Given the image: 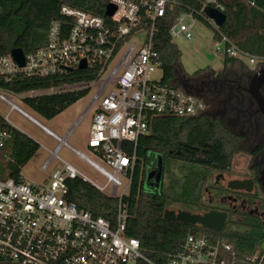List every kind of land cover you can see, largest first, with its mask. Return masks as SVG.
Instances as JSON below:
<instances>
[{"label": "built area", "instance_id": "1", "mask_svg": "<svg viewBox=\"0 0 264 264\" xmlns=\"http://www.w3.org/2000/svg\"><path fill=\"white\" fill-rule=\"evenodd\" d=\"M189 1L202 8L196 9ZM109 4L116 7L112 17L62 6L65 24H51L46 46L25 54L24 67L11 53L0 55V104L9 109L6 116L0 114V153L11 139V130H18L10 121V115L17 113L57 142L50 150L36 141L50 154L42 171H49L56 161L63 165L42 183L29 182L22 174L18 180L0 179V264H157L148 258L139 239L127 235L130 214L126 198L131 194L138 160L126 145L136 148L140 138L150 133V118H198L208 109L202 97L163 83V61L155 49L162 22L170 27L173 38L192 41L194 25L185 21H204L215 29L216 55L232 59L253 73L264 68V56L242 49L206 14L208 8L226 14L227 7L220 0H110ZM84 60L85 70L98 71L96 81L20 95L5 88L16 79H48L82 71ZM160 71L163 76L158 80L155 74ZM93 84H98V91L74 126L94 113L88 153L70 144L73 129L61 137L13 99L91 89ZM3 123L11 129H1ZM64 148L104 183L62 159ZM76 179L120 200L113 222L95 217L67 199L68 182ZM166 257L167 264H263L264 254H239L234 244L200 233L188 235L180 250Z\"/></svg>", "mask_w": 264, "mask_h": 264}, {"label": "trees", "instance_id": "2", "mask_svg": "<svg viewBox=\"0 0 264 264\" xmlns=\"http://www.w3.org/2000/svg\"><path fill=\"white\" fill-rule=\"evenodd\" d=\"M225 3L227 22L222 32L237 40L242 30L253 29L254 21H262L264 31V0H220ZM110 0H0V55L22 49L26 55L37 52L47 44L51 24L66 17L61 15L64 5L85 11L91 15L106 17ZM251 3H254L253 6ZM196 9L202 5L189 1ZM238 41V40H237ZM238 45L257 56H264V35ZM155 49L163 61L165 85L175 79L177 50L173 36L166 22L159 25ZM226 63H234L226 59ZM98 78L97 70L69 72L53 78L16 79L5 88L16 95L31 91L48 90L81 83H91ZM90 92V88L48 94L23 99L32 112L45 120H53L75 105ZM150 133L140 138L137 147L126 145L129 152L137 155V168L133 178L131 194L126 198L129 204L130 220L127 235L140 240L148 258L157 264H167V255L176 253L190 234L206 233L224 238L235 245L239 254H254L260 240L252 236H233L223 232L208 233L200 226L186 225L165 219V211L173 205L190 208L200 203L208 185L211 172L226 169L240 152L239 138L230 133L222 122L184 119L178 117L150 118ZM1 129H11L1 124ZM7 147L0 153V179L21 176L24 167L37 155L39 144L19 130L12 129ZM200 143V144H199ZM202 147L209 162L199 165L187 148ZM156 155L163 162V181L160 191L147 192L144 180L149 158L151 169ZM67 199L81 210L91 212L95 217L114 221L120 200L111 198L81 179L68 182ZM223 239V240H224Z\"/></svg>", "mask_w": 264, "mask_h": 264}, {"label": "flooded vegetation", "instance_id": "3", "mask_svg": "<svg viewBox=\"0 0 264 264\" xmlns=\"http://www.w3.org/2000/svg\"><path fill=\"white\" fill-rule=\"evenodd\" d=\"M251 74L242 65L216 76L199 73L177 83L207 103V111L198 119L222 122L239 138L240 148L226 169L210 173L202 201L178 212L202 217L209 213L224 214L226 222L222 231L204 229L208 233L257 238L261 242L256 252L264 254V111L251 93ZM210 93L215 94L214 99ZM261 93L264 97V84ZM187 151L197 164H208V155L202 147H189Z\"/></svg>", "mask_w": 264, "mask_h": 264}, {"label": "rangeland", "instance_id": "4", "mask_svg": "<svg viewBox=\"0 0 264 264\" xmlns=\"http://www.w3.org/2000/svg\"><path fill=\"white\" fill-rule=\"evenodd\" d=\"M185 23L187 25H194L195 37L192 41H187L181 37L173 38V44L176 46L177 50V67H179L180 70L176 75L177 79L175 84H177L181 79H183V76L192 77L199 73H202V75L210 74V69L219 72L218 70L224 67V59L216 55L215 53V29L199 19L191 20L188 18ZM241 66L242 64L238 63L235 69H239ZM162 76V71L155 74V77L158 80H160ZM97 91L98 84H93L89 94L85 98H83L75 105L71 106L53 121L45 120L39 117L34 112H32L23 103L24 97H11H13L14 102L16 104L23 107L30 113L36 115V118L41 123H43L46 127L59 134L61 137H64L68 134L70 130L73 129L72 137L69 140L70 144L78 150L84 153H88L87 141L94 113H88L84 120L77 127L74 128V126L79 117L86 111V109L90 105ZM210 97L214 99L215 94L210 93ZM0 114L6 116L7 114H9V109L5 105L0 104ZM10 121L18 128L19 131L33 138L39 144L46 146L50 150H54L57 147L56 141L47 136L40 129L33 126L27 120L19 116L17 113H12L10 115ZM49 157V152L45 151L41 146L37 155L29 162L28 165L24 167L22 172V176L24 177V179L33 183H42L46 178H49L54 171L63 167L61 162L56 161L54 162L52 168L49 171H42L41 167L49 159ZM60 157L65 161L75 165L80 171L85 173L92 180L98 181L100 184L104 183L103 179L94 170H92L89 166H87L82 160H80L69 150L64 148L60 153ZM151 161L152 158L150 157L147 167V173L152 171V169L150 168ZM161 161L164 162L162 156L156 155L153 163L157 164ZM146 191L149 192L148 190ZM168 209L178 212V210L183 209V206L173 205Z\"/></svg>", "mask_w": 264, "mask_h": 264}, {"label": "water", "instance_id": "5", "mask_svg": "<svg viewBox=\"0 0 264 264\" xmlns=\"http://www.w3.org/2000/svg\"><path fill=\"white\" fill-rule=\"evenodd\" d=\"M116 11V7L112 4H109L106 9L105 15L107 17H112ZM206 14L215 20L218 27L223 28L227 22V15L216 9L208 8L206 9ZM15 61L21 66H25V53L22 49H14L11 52ZM87 69V63L84 60L81 65V70ZM252 79V90L251 93L258 102V105L264 111V97L261 93V87L264 84V68L259 70L256 73L251 74ZM163 181V162H158L152 171L148 172L144 180V188L149 192L160 191L162 188ZM165 219L175 222H180L186 225H201L203 228L212 229L216 231H222L226 218L225 215H220L216 213H209L205 216L193 215L190 212L174 210L165 211Z\"/></svg>", "mask_w": 264, "mask_h": 264}, {"label": "crops", "instance_id": "6", "mask_svg": "<svg viewBox=\"0 0 264 264\" xmlns=\"http://www.w3.org/2000/svg\"><path fill=\"white\" fill-rule=\"evenodd\" d=\"M261 24H262V21L260 20V19H256L255 21H254V24H253V29H251V30H242L241 32H240V36L238 37V41L236 40V42L238 43V42H242V43H246V42H249L250 40H252L253 38H255L256 36H258V34L259 35H264V31L261 29ZM224 59V58H223ZM226 61V59H224V67L222 68V69H220V70H218L219 72H216L215 70H212V69H210V74H213V76H216V74H219L220 72H224L225 70H228L229 68H231V67H236L237 65H238V62H234V63H226L225 62ZM178 71H180L179 70V67H177V62H175V79H174V81L171 83V84H173V85H177V84H175V82H176V79H177V77H176V75H177V73H178ZM183 78H185V79H187V80H189L191 77H186V76H183ZM29 112V111H28ZM65 112V111H64ZM63 112V113H64ZM30 113V112H29ZM30 114H32V116L34 117V118H36V115H34L33 113H30ZM61 115V114H60ZM59 115V116H60ZM20 116V115H19ZM22 117V116H21ZM58 117V116H57ZM56 117V118H57ZM22 118H24V117H22ZM25 120H27L26 118H24ZM37 119V118H36ZM38 120V119H37ZM54 120V119H53ZM53 120H50V121H53ZM29 123H31L33 126H35L32 122H30L29 120H27ZM39 121V120H38ZM40 122V121H39ZM43 124V123H42ZM44 125V124H43ZM45 126V125H44ZM36 128H38L37 126H35ZM48 128V127H47ZM38 129H40V128H38ZM41 131H43L42 129H40ZM53 131V130H52ZM21 132V131H20ZM44 132V131H43ZM23 133V132H22ZM45 133V132H44ZM56 133V132H55ZM47 136H49L47 133H45ZM57 134V133H56ZM59 135V134H58ZM28 136V135H27ZM60 136V135H59ZM50 137V136H49ZM65 137V136H64ZM72 137V136H71ZM31 138V137H30ZM51 138V137H50ZM33 139V138H32ZM34 140V139H33ZM54 140V139H53ZM70 140V139H69ZM35 141V140H34ZM55 141V140H54ZM57 143V142H56ZM29 164V163H28ZM27 164V165H28Z\"/></svg>", "mask_w": 264, "mask_h": 264}]
</instances>
